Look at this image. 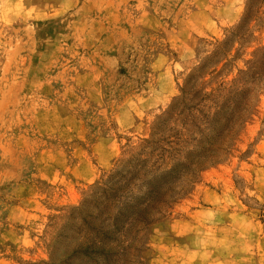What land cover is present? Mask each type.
Wrapping results in <instances>:
<instances>
[{
  "label": "rangeland",
  "instance_id": "1",
  "mask_svg": "<svg viewBox=\"0 0 264 264\" xmlns=\"http://www.w3.org/2000/svg\"><path fill=\"white\" fill-rule=\"evenodd\" d=\"M0 264H264V0H0Z\"/></svg>",
  "mask_w": 264,
  "mask_h": 264
}]
</instances>
